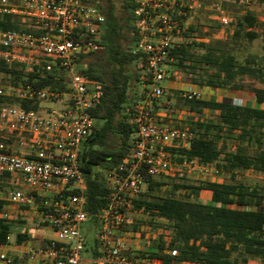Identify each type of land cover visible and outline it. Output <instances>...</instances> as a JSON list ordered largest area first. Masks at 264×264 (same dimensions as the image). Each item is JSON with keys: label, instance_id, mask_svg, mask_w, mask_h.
<instances>
[{"label": "built area", "instance_id": "built-area-1", "mask_svg": "<svg viewBox=\"0 0 264 264\" xmlns=\"http://www.w3.org/2000/svg\"><path fill=\"white\" fill-rule=\"evenodd\" d=\"M251 4L252 0H136L132 53L139 56L136 67L148 82L140 84L138 100L128 112L135 129L129 156L101 172L108 190L106 205L90 215L85 212L79 154L93 127L89 110L99 104L101 85L78 70V60L101 49L100 0H0V16L23 18L35 31L0 29V64L16 65L25 74H61L65 80L63 88L0 83V97L37 102L39 107L44 102L56 105L44 111L0 108V173L9 175L15 186L0 190V200L26 206L34 229L41 233L38 239L13 247L0 245V264H162L138 257L145 247L137 244H148V233L144 225L133 230L146 216L133 208L132 201L144 192L146 178L166 179L183 171L188 179L205 182L222 173L213 164L168 150L187 149L194 138L187 123L193 114L160 101L164 82L172 77L169 52L201 40L196 33L189 40L183 38L199 12L207 13L201 29L219 27L214 38L222 39L223 31L232 30L226 6L247 9ZM216 91L179 89L182 99L198 101L210 100ZM230 102L243 106L235 98ZM10 136L27 151H14L7 143Z\"/></svg>", "mask_w": 264, "mask_h": 264}, {"label": "trees", "instance_id": "trees-1", "mask_svg": "<svg viewBox=\"0 0 264 264\" xmlns=\"http://www.w3.org/2000/svg\"><path fill=\"white\" fill-rule=\"evenodd\" d=\"M118 3L100 0L104 16L98 35L101 49L78 60V70L101 85L99 104L89 110L93 127L79 154L86 185L85 212L90 215L106 205L108 190L101 172L129 156L135 129L128 112L138 100L140 84L148 82L136 67L139 56L132 53L136 0ZM30 24L16 16H0V29L35 33ZM230 27V33L225 30L222 39H216L221 28L203 31L201 22L194 21L183 38L189 40L196 33L201 40L172 48L168 63L171 78L178 76L185 86L245 92L253 97L256 106L248 107L227 100H185L180 92L178 97L177 92L171 93L177 97V105L182 103L196 117L189 124L194 138L188 148L168 150L200 164H213L229 180L188 183L179 171L166 179L147 177L145 191L132 201L133 208L146 216L133 226L139 230L144 225L148 233V244L138 253L141 259L162 264H264V183L248 185L236 179L248 171L264 176V55L246 50V44L257 39L264 43V23L247 12L234 18ZM204 38L207 41H202ZM0 75L1 82L10 84L63 88L65 83L61 74H25L16 65L0 64ZM10 106L33 111L39 108L37 102L0 97V108ZM203 111L212 116L201 119ZM8 181L9 175L0 173V190ZM165 186H171V191L158 195ZM201 191H208L209 199L201 200ZM176 192L180 197H175ZM3 205L0 201V213ZM10 230V223L0 218V245L7 244ZM23 239L17 235L16 242ZM171 251L175 255L166 254Z\"/></svg>", "mask_w": 264, "mask_h": 264}, {"label": "rangeland", "instance_id": "rangeland-1", "mask_svg": "<svg viewBox=\"0 0 264 264\" xmlns=\"http://www.w3.org/2000/svg\"><path fill=\"white\" fill-rule=\"evenodd\" d=\"M115 1H116V5L119 6L118 0H115ZM226 12L233 19L236 18L237 16H241V15L247 13V12H250V13L255 14L256 18L258 19V21L260 23H264V1L256 0L247 9H242V8H238V7L231 6V5L230 6H226ZM206 17H207V13L205 11L199 12L198 15L195 17V21H198V23L199 22H201V23L207 22ZM246 45H247L246 46L247 52L253 53V54H257V55H264V43H262L259 39L255 40V41H253L251 43H247ZM1 79H2V76L0 75V83L2 84L3 82H1ZM164 86L166 87V90L164 91V94L161 97L160 101H162V102H170L172 105H174L175 108H177L179 110H183L184 109V110L189 111L186 106L182 105V103L177 105V102L175 101L176 98L179 95V89H183V88L186 87L184 85V83L181 81V79H179L178 76L175 77V78H170L168 81L164 82ZM169 86H173V89L170 90ZM139 88H140V86H139ZM139 88L137 89V91L139 90ZM172 92H173V94L175 92H177V94H176L177 97H174L173 94H171ZM246 97H248V98H246ZM233 98L241 101V104L243 106H244L245 101H247V99H250V101H251V96L250 95L243 96V98H242L239 93H234V92H231V91H225L224 92V91H220V90H217L216 93L214 94V97H212L211 99L217 100V101H222V100L231 101V99H233ZM251 103H252L251 106H253V105L256 106V103L255 102L253 103V100H252ZM54 106H56V105L53 104V103L44 102V103H41V106L39 107V109L44 111V110H47L50 107H54ZM261 107H264V105H262ZM211 116H212V114H210L209 112L203 111V113L200 115V118L203 119V120H206V119L210 118ZM195 117H196V114H193L191 119L189 118V121L187 122L188 126H189V124L191 122L194 121ZM179 174L181 176L183 175L182 177L185 179V181H188V183H190V182L194 183L195 182L193 180L188 179V177H186V175H185V172L179 171ZM218 179L220 181L224 182V181H228L229 177L227 175L221 173V175H219ZM236 179L238 181H242V182H244V183H246L248 185L260 184V186H262V183H264V176H257L256 174H254L251 171L239 173L237 175ZM145 189H146V187L144 188V191H145ZM169 191H171V186L162 187L160 189V192L158 193V195H165V194L169 193ZM180 195H181L180 192H176L175 193V197H180ZM206 197L207 196L204 193H200L199 194V198L201 200H205ZM8 241L11 244H13L14 236L10 235ZM144 243H145V241L144 242L140 241L137 245L140 248H141V246L145 247Z\"/></svg>", "mask_w": 264, "mask_h": 264}, {"label": "crops", "instance_id": "crops-1", "mask_svg": "<svg viewBox=\"0 0 264 264\" xmlns=\"http://www.w3.org/2000/svg\"><path fill=\"white\" fill-rule=\"evenodd\" d=\"M239 94L241 95L242 98H243V96L250 95L249 93H245V92L239 93ZM246 98H248V97H246ZM252 100L254 103L255 101H254L253 97L251 96V101H250V99H247V101H245V103H244V106L254 107L255 105L251 106ZM262 108H264V107H262ZM7 143H9L12 146V149L16 152L25 153L27 151L25 149V147L20 146L19 142H16L15 138L12 136L8 137ZM218 178H219V176L215 177V178L209 177L206 179V181L223 182V181H220ZM224 182H226V181H224ZM5 188H12V189L15 188V186L12 184L11 179H10V181H8L5 184ZM201 193L206 194V196H207L206 199H209L210 193L208 191H201ZM0 201H2L4 204L3 208H2V212L0 215L1 216L5 215V218H1V219L7 220L11 225V230H10V234L8 235V240H9L10 235L14 236L13 244H11L8 241L6 245L13 247L14 245L18 244L16 242L17 235H20L21 237H23L24 238L23 241H26V240L33 241L35 239H38L41 236V233H39L38 231H36L34 229L33 222L30 219V217L28 216L26 206H24V205H12V204H9L5 200H0ZM8 254L10 256H12V253L10 251H8Z\"/></svg>", "mask_w": 264, "mask_h": 264}]
</instances>
